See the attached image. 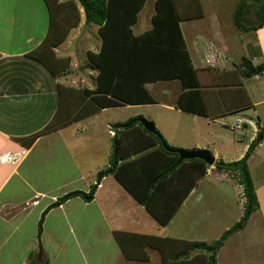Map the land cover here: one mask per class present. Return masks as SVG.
<instances>
[{"label": "crops", "instance_id": "crops-1", "mask_svg": "<svg viewBox=\"0 0 264 264\" xmlns=\"http://www.w3.org/2000/svg\"><path fill=\"white\" fill-rule=\"evenodd\" d=\"M65 1L73 0H60ZM76 3V7L70 3L59 13L61 17L66 11L75 14L78 9L80 21L64 41L53 46L50 67L30 55L52 26L45 0H0V264H160L163 253L155 245L163 241L157 238H169V234L160 235L163 225L153 216L148 217L143 205L134 204L133 196L116 177L107 174L99 180V173L116 163V142L114 150L111 146L101 149L104 160L100 156L91 158L89 152L94 143L87 130L94 126L96 144L108 134H116V139L120 136L126 153L133 139L126 137L127 130L117 127L115 131L111 127L141 115L152 120L177 148H208L219 159H239L264 125V72L245 76L241 63L233 58L237 53L254 64L264 62V25L249 31L237 28L235 33L215 28L226 44L223 48L228 60L213 65V61H218L216 48L212 43L207 49L202 44L201 53L197 48L200 38L190 45L183 26L195 20H183L180 26L192 64L198 69V88L185 89L178 78L149 82L146 87L156 99L154 103L107 107L75 118L73 113L80 114L89 105L88 90L97 85L99 69L88 61V51H98L102 43L101 36H96L99 26L86 24L85 10ZM215 15L218 22V14ZM152 16L151 26L137 30L138 14V21L132 26L134 33L150 29ZM59 26L55 24V32ZM232 41L239 48L230 50ZM182 95L187 104L202 98L204 113L198 111L201 108L192 112L180 108L178 99ZM213 104L224 107L221 112L210 114ZM58 112L65 124L27 145V137L41 131ZM193 121H198L195 127L191 126ZM231 129L239 133L238 139L226 136ZM235 140L242 145L238 151L230 148ZM263 144L264 140L252 156ZM211 173L209 169L180 208L200 204L190 199L197 187L208 183ZM215 175L219 182L226 178L224 174ZM93 184L97 189L92 200L76 195L55 205L70 192H89ZM262 189L264 184L257 186L264 209ZM210 206L204 207L206 220ZM196 214L188 218L195 227L204 217V213ZM116 230L121 231L123 244L116 238ZM198 238L204 240L203 236ZM172 242L175 246L179 241ZM196 256L201 260L196 258L194 262L206 264L203 252L192 251L189 259Z\"/></svg>", "mask_w": 264, "mask_h": 264}, {"label": "trees", "instance_id": "trees-1", "mask_svg": "<svg viewBox=\"0 0 264 264\" xmlns=\"http://www.w3.org/2000/svg\"><path fill=\"white\" fill-rule=\"evenodd\" d=\"M76 1L85 10L86 24L99 26L98 31L102 43L98 51H88V61L99 69L97 85L95 89L88 90L89 105L84 106L80 114L73 113L76 115L75 118L97 113L107 107L154 103L156 99L146 87L149 82L178 78L182 81L185 89L199 87L198 69L192 64L180 26V22L183 20L205 15L203 5L194 0H191L192 2L187 5L190 7L199 6L193 12L185 11L182 8L185 7V0H155L152 27L141 34H135L132 26L138 21V14L146 0H73L65 2L45 0L50 11L52 26L41 45L30 52L31 56L52 67L49 54H52L53 46L64 41L69 30L80 21L78 9L75 14L69 11L63 12L61 17H59V13L63 8H68L70 3L76 7ZM233 18L237 27L244 31L263 27L264 0H240L235 6ZM55 24L56 27L60 25L58 32H55ZM241 72L245 76L263 73L264 62L254 64L247 57H243ZM188 80L190 81L188 82ZM191 81L192 84H190ZM178 106L191 112L201 108L198 111L204 113L205 109L202 98L201 101L195 99L191 104H187L183 95L178 99ZM59 114L61 113L58 112L41 131L27 137L26 144L30 146L40 135L63 126L65 122L61 121ZM141 118L144 117L134 116L127 122L117 124V127L127 130L125 135L131 137L133 142L124 153L123 139L120 136L117 137L116 163L101 171L99 180L107 174H114L127 191L161 225L166 226L209 169L215 174L236 178L243 186L246 197L244 215L223 233V239L202 247L208 255L210 264H219L217 254L224 246L225 240L244 229L253 213L260 207L248 161L255 148L264 140V125L259 129L256 138L251 142L242 158L233 161L218 159L214 165H209L198 158L185 159L177 163L179 154L173 150L177 147L168 143L157 127L156 133L148 131L140 121ZM167 153L176 156L169 158ZM120 160L121 162H119ZM157 177L159 178L157 179ZM96 189L97 185L93 184L89 192L80 190L70 192L59 198L55 205L76 195L83 196L90 201L94 198ZM120 233L121 231H115L119 243L123 244ZM157 239L163 241L157 245L154 244L163 253V262L160 264H166L165 262L169 260L174 261L172 264L199 263L194 262L199 256L190 260L187 255L189 249H191L190 252L202 250L198 241L189 242L163 237ZM168 241L179 242L174 246ZM186 242L190 244V248L183 251V243ZM204 252L203 255H205Z\"/></svg>", "mask_w": 264, "mask_h": 264}, {"label": "rangeland", "instance_id": "rangeland-1", "mask_svg": "<svg viewBox=\"0 0 264 264\" xmlns=\"http://www.w3.org/2000/svg\"><path fill=\"white\" fill-rule=\"evenodd\" d=\"M194 1H197L199 2V4L203 5L205 10V15L199 18H204V19L202 21L198 19H194L195 21L193 22H185L183 26L185 36L190 45H194L195 39L200 38L201 43L197 46V48L201 51V53H203L202 44L207 49L210 48L209 45L212 43L216 48L215 51L218 54V59H217L218 61L217 62L213 61L212 64L213 65L220 64V62L225 64L224 60L226 61L227 55L224 54L223 47L226 46V44L219 39V37L217 36V30L215 28H221L222 30L221 32L226 31V32L235 33L238 31L237 29L238 27L234 22L233 15H234L235 6L238 5L240 0H194ZM191 2H192L191 0H185L184 1L185 7L182 8L188 12L196 11V9L199 8V6L197 5L195 7L187 6ZM154 12H155V0H146L144 7L139 13V21H138V25H136V29L142 30L145 29L146 27L151 26L150 19H151V15L154 14ZM215 13L218 14L219 17L218 22L216 20L217 15H215ZM95 26L93 28H95ZM96 36L99 37V34H97V32H96ZM229 48L230 50L239 48V44L236 41H232V43L229 44ZM242 58H243L242 56L236 53L233 59L240 64L242 63ZM206 106L209 105L206 104ZM223 107L224 106L222 105L219 106L217 104L215 105L213 104L210 107L211 108L210 114L221 112ZM132 112L136 113L137 110L132 109ZM112 113L113 112H111L110 114ZM188 122L189 119H187L186 121L187 125L189 126ZM195 124H198V121L191 122L192 127H195ZM111 128L115 131L118 130L117 125L116 126L113 125ZM183 128L184 125L182 129ZM222 130L226 131V129L223 128ZM206 131H210V129H207ZM230 131L226 132V136L228 137L231 136L233 139L239 138V133L237 131H234L232 129ZM87 132H89L90 138H93L92 142L94 143L89 152V154H91V158L96 157L98 159L100 156V159L104 160L105 154L102 153L101 149L106 146H111L110 149L114 150L113 146L116 142L115 141L116 134H113L112 137L108 134L106 139L103 138L100 140L98 139L99 141L96 144V137H95L96 132L94 130V126H92L91 130L90 129L87 130ZM217 133L222 134V132L220 131H217ZM238 141L239 140H235V144L234 145L232 144L233 147L230 148L238 151V149L241 148L242 146L241 143ZM230 143H228V145H230ZM248 148L244 151V153L241 155L240 158H242L245 155ZM185 149H193V148H185ZM222 152L226 154L225 150H222ZM78 154L81 156L80 151H78ZM168 156L169 158H174L176 155L169 153ZM229 156L230 155H228V157ZM217 158L219 159V157H216V160H218ZM225 161H230V160H225ZM112 164H114V162ZM248 164L257 191V186L260 187L261 185L264 184V144L263 147H261L257 153H255L253 156L250 157ZM112 175L113 178H115V175L114 174ZM210 181L211 183H209ZM198 183L196 185H198ZM261 193H262L261 197L264 200V189L261 190ZM257 194L259 198V193L257 192ZM190 200L200 201L201 205L198 204L196 205V207L191 206L190 208L189 207L180 208V210L177 212L178 215L172 218V220L169 222L166 228H164L163 226L160 227L161 228L160 235L168 233L169 238L171 239H173L172 237H175L178 238L179 240H184L189 242L198 241V243H200V249H202V247H204L205 245L209 246L211 243L213 244L216 241L223 239L224 238L223 233L241 219V217L244 215V204L246 202V197L244 196L243 186L239 184L236 178H233V176L230 178L229 176L226 178L223 177V181L219 182V178L213 172V174L211 173V179H208V183L207 184L203 183V185L197 187L196 194L192 195ZM135 203L140 204L134 198V204ZM210 204L213 206V208L218 209V211L213 210L212 206H210L208 209L210 213H208L206 220L205 214L207 213L204 207H208ZM259 205H260L259 209L253 213L245 229L244 230L242 229L236 232L235 234H232L227 240H225L224 246L220 249V251L217 254L218 263L230 264L229 263L230 260L231 264H264V209L261 208L260 199H259ZM145 211H146L145 214L146 215L148 214L147 215L148 217L152 216V214L148 212L147 209H145ZM197 212L198 214L196 215H200V213L202 214L204 213V217L203 220L200 223L196 224L195 227L192 225L194 222L192 221L190 222L188 218L193 217L194 214ZM201 236L204 237V240H200L198 238ZM132 241H136V240H132ZM168 243L174 244V242H170V241H168ZM187 248H190V244L187 242L183 243V251ZM190 250L191 249H189V253H187V255L190 254ZM197 251L204 252L203 249ZM203 256H207L205 263L210 264L208 255H206L205 253V255ZM225 257L229 259L227 258L224 259ZM197 258L201 260V257H197Z\"/></svg>", "mask_w": 264, "mask_h": 264}, {"label": "water", "instance_id": "water-1", "mask_svg": "<svg viewBox=\"0 0 264 264\" xmlns=\"http://www.w3.org/2000/svg\"><path fill=\"white\" fill-rule=\"evenodd\" d=\"M140 121L142 122V124L148 131L152 133H156L157 128H156L155 123L152 120L144 117V118H141ZM173 150L179 154V159L177 163L185 159H193V158L202 159L209 165H214L216 162V156L208 148H194V149L176 148ZM158 178L159 177H157V179Z\"/></svg>", "mask_w": 264, "mask_h": 264}, {"label": "built area", "instance_id": "built-area-1", "mask_svg": "<svg viewBox=\"0 0 264 264\" xmlns=\"http://www.w3.org/2000/svg\"><path fill=\"white\" fill-rule=\"evenodd\" d=\"M7 157H8V155H7Z\"/></svg>", "mask_w": 264, "mask_h": 264}]
</instances>
